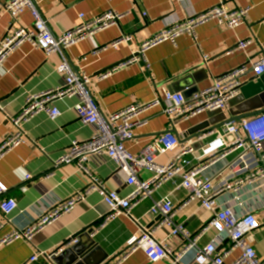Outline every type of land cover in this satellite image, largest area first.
I'll use <instances>...</instances> for the list:
<instances>
[{"label":"crops","instance_id":"0c3cea01","mask_svg":"<svg viewBox=\"0 0 264 264\" xmlns=\"http://www.w3.org/2000/svg\"><path fill=\"white\" fill-rule=\"evenodd\" d=\"M8 0H0V41L20 26L31 30L33 18L29 11L23 12L16 21L4 10ZM39 9L50 30L61 36L80 23V15L94 19L103 13L114 11L123 17L117 25L98 33L93 39L81 41L65 51V59L75 73L90 78L89 89L98 104L102 116H109L127 106L151 102L167 93H181L189 100L210 87L213 78L222 76L235 68L251 65L262 55L264 46V0H37ZM223 4L229 10L248 8L243 25L235 30L208 22L196 30L197 41L183 35L175 43L163 42L149 48L144 60L101 78L103 74L126 62L137 54L141 46L152 37L177 21L200 14ZM13 26V27H12ZM12 27V28H11ZM123 36L130 38L113 47ZM251 40L245 51H234L239 41ZM204 58H208L204 61ZM62 63L60 55L47 56L45 52L23 44L12 53L0 67V144L19 129L13 119L23 110L29 97L63 88L64 74L57 71ZM145 65L148 71L143 70ZM79 95L63 98L54 103L59 116L51 119L41 112L20 126L22 143L0 160V182L8 189L2 199L12 198L17 209L9 216L0 210V264H79V257L72 249L87 247L95 242L96 251L88 264H110L128 245L129 240L145 230H156L160 219L153 217L149 209L153 202L170 197L178 208L188 198L180 187L181 180L174 179L157 190L152 198L144 200L131 212V218L120 216L97 231L101 219L107 215L108 206L98 192H90L74 209L53 223L37 231L30 240L20 239L1 244L17 230L29 228L44 214L66 202L88 187L90 180L81 173L76 164H61L73 142H84L95 136L97 125L85 126L79 120L76 106ZM264 111V75L257 78L252 73L242 78V87L223 111L200 114L172 129L168 117L160 108L148 111L143 118L148 124L136 129L135 137L126 143V149L134 155L153 144L163 134H173L181 142L194 138L200 130L219 128L224 123H238ZM241 118V119H240ZM203 144H197V154ZM172 153L159 157L166 163ZM220 168V166H218ZM218 167L211 168L212 175ZM87 168L108 191L127 196L133 190L125 179L116 173V164L108 156L93 155ZM258 170V168H256ZM27 176L32 179L26 180ZM141 180L150 175L142 172ZM234 180L231 172L223 179ZM224 181V180H223ZM215 183H222L217 178ZM222 207L230 208L236 215L254 214L262 224L251 240L260 261H264V181L243 186L219 199ZM210 214L199 202H193L178 211L174 221L197 234L207 224ZM139 222V225L135 223ZM89 229V236L81 235L78 244L65 247L67 242ZM89 233V232H88ZM170 229L159 228L154 237L167 240ZM212 241L218 244V252L231 246L230 240L215 231L207 233L199 242L205 246ZM61 249L62 252L58 253ZM70 251V252H69ZM69 252L68 254H66ZM66 254L62 256V254ZM55 254V259L52 256ZM233 250L225 264H233L240 256ZM39 255V259H30ZM77 256V257H76ZM190 254L187 259H191ZM121 264H151L143 251H137ZM155 264H172L161 261Z\"/></svg>","mask_w":264,"mask_h":264},{"label":"built area","instance_id":"2783aa9c","mask_svg":"<svg viewBox=\"0 0 264 264\" xmlns=\"http://www.w3.org/2000/svg\"><path fill=\"white\" fill-rule=\"evenodd\" d=\"M4 10L13 21H16L23 12L29 11L34 22L31 30L20 26L0 41V67L12 53L27 43L34 49L45 52L47 56L53 54L61 56L62 63L57 71L65 75L66 84L63 88L28 98L23 110L12 120L19 131L9 135L0 144V160L22 143L23 134L20 131L22 123L41 112H45L52 120L57 118L59 111L54 107V103L63 98L79 95L81 102L76 106L79 120L85 126L97 125L99 131L87 141L73 142L58 164L77 165L79 171L90 180L84 192L44 214L35 225L17 230L4 238L1 244H10L20 239L30 240L37 231L71 212L76 204L90 192H98L109 209L107 215L101 219L98 231L120 216L131 218V212L135 207L144 200L152 198V195L164 184L179 178L180 187L188 193L186 201L176 208L170 197H165L153 202L149 209L150 215L160 219L155 229L169 228V238L159 241L154 237L156 230H145L138 221H135L141 228V234L131 238L127 248L110 264H121L140 250L144 252L151 264L161 261H169L172 264H225V259L233 250L241 252L233 264H264V261L258 259L250 243L262 226L257 217L252 213L236 215L230 208L219 204V199L223 195L237 188L264 181V111L251 118H243L238 123L229 121L219 128L204 130L186 142H181L179 137L173 134H163L137 155L131 154L126 149V143L135 137V130L148 124V119L143 116L150 110L160 108L168 117L171 128L176 129L179 124L200 114L228 109L242 87V78L249 73L257 78L264 75V46L261 48L262 55L256 62L213 78L210 87L189 100L181 93H167L163 98L158 97L151 102L132 104L106 117L102 116L98 104L91 95L90 78L72 70L65 59V51L117 25L123 16L109 11L87 20L80 15V23L77 26L61 36H55L43 18L37 0H8ZM249 10L248 8L229 10L221 4L177 21L146 41L135 56L109 70L101 78L140 63L144 60L146 51L155 45L163 42L175 43L183 35L192 37L196 42L197 28L208 22L216 21L220 26L235 30L244 24ZM128 41L130 38L123 36L113 44V47ZM251 44V40L239 41L234 51H245ZM207 59L204 58V61ZM143 70L148 71V66L145 65ZM208 139L212 140L206 142L201 153L197 154L195 146L203 144ZM166 153H172L171 158L164 164L159 163V157ZM101 154L115 162L116 173L133 187L130 194L123 197L118 192L108 191L90 174L87 168L89 158ZM215 167H218L215 173L207 174L211 168ZM142 172L148 173L150 178L141 180L139 176ZM227 172H231V178L234 180L223 179ZM217 178H222V183H215ZM30 179H32L31 176L26 177V180ZM7 192V187L0 182V210L5 217L17 209L14 199L1 200ZM193 202H199L211 215L207 224L197 234L189 232L183 224H177L174 221L178 211ZM211 231L230 240V248L220 253L216 241L200 247L198 244L201 239ZM77 242V238H74L67 242L65 247ZM63 250L61 249L58 253ZM190 254L192 258L187 259ZM39 257V255L33 256L30 262L37 261Z\"/></svg>","mask_w":264,"mask_h":264},{"label":"water","instance_id":"95a60500","mask_svg":"<svg viewBox=\"0 0 264 264\" xmlns=\"http://www.w3.org/2000/svg\"><path fill=\"white\" fill-rule=\"evenodd\" d=\"M241 119V118H240ZM203 130H200L198 133H196L195 135L197 136L199 133H201ZM89 232V233H88ZM93 233V230L90 231L89 229L85 230L82 232V234L78 235L76 238L78 240V238H81V235L83 236H87V234L90 236ZM78 244V243H77ZM96 244L93 241H90L89 245L87 247H83L82 249H78L77 246H75L72 251H75L77 256L79 257L80 261L77 260V262H79V264H88L90 258H92L93 254L96 251ZM70 252V251H69ZM69 252H67L66 254H68ZM65 253L62 254V256L66 255ZM76 256V257H77ZM52 258L55 259V254L52 256ZM56 260V259H55Z\"/></svg>","mask_w":264,"mask_h":264}]
</instances>
